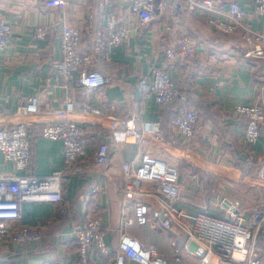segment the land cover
Listing matches in <instances>:
<instances>
[{
	"label": "crops",
	"instance_id": "obj_1",
	"mask_svg": "<svg viewBox=\"0 0 264 264\" xmlns=\"http://www.w3.org/2000/svg\"><path fill=\"white\" fill-rule=\"evenodd\" d=\"M46 0H0V19L11 27V37L0 52V111L12 114L22 100L40 96L41 112L63 109L65 91L56 74L54 62L60 59V29L63 23L84 30L86 18L97 7L100 0H66L63 10L46 8ZM131 0H105V12L115 13L127 19V8ZM245 13V21L253 30L261 32L263 22L254 13L252 0H239ZM210 14L184 10L181 25L167 30V14L154 22L147 36L138 40L134 34L121 46L108 47L106 55L114 81L103 89L106 98L97 94L81 96L73 91V98L86 100L100 109L105 116L114 118L136 117L143 121L159 120L163 132L174 137L177 145L167 140L147 138L139 144H122L111 155L107 168L92 164L83 171L77 163L68 171V180L63 187V197L73 211L69 222L60 216L57 208L49 203L26 202L21 207L22 225L40 227L44 237L40 242L17 245L5 238L0 243V264H70L75 258L74 225L86 215L101 218L106 229L105 242L116 249L121 227L122 165L135 160L139 165L140 155L147 149L155 156L175 166L179 171L178 196L175 205L187 213L207 209L220 216L214 203L221 198L237 200L246 215L264 193V185L257 182L254 170L246 165L247 152L264 154V129L255 144L245 141V118L236 116L238 105H252L257 100L259 76L256 61L244 62L240 57L236 36H227L213 30L206 18ZM49 26L50 33L44 40L33 36L34 27ZM130 24L137 28L134 21ZM180 34L190 36L196 43V51L184 62L173 64L169 75L176 88L188 96V105L198 113L195 139L184 141L181 135L169 128L171 113L158 108L153 99L144 100L136 85L139 76L147 75L151 65H158L161 57L157 53L158 39L166 36L172 43ZM264 99V92H263ZM38 122V118L32 119ZM43 122L29 126L31 160L27 173L40 177L62 169L63 155L60 141L41 136ZM93 146L109 142L108 130L100 125L86 126ZM174 152H178L176 155ZM174 159L178 161H174ZM175 162V163H174ZM182 162V163H181ZM0 171L16 174L10 163L0 155ZM21 174V172L17 173ZM97 187L93 195L91 188ZM141 201L157 207L153 197H142ZM132 209L129 217H132ZM125 233L144 246L153 245L172 260L171 231H162L150 226L131 225ZM185 234L179 232L178 242ZM259 256L264 264V228L257 234ZM107 258L93 255L89 264H110ZM125 264H135L126 261ZM182 264H199V259L188 257Z\"/></svg>",
	"mask_w": 264,
	"mask_h": 264
},
{
	"label": "built area",
	"instance_id": "obj_2",
	"mask_svg": "<svg viewBox=\"0 0 264 264\" xmlns=\"http://www.w3.org/2000/svg\"><path fill=\"white\" fill-rule=\"evenodd\" d=\"M254 13L263 22L261 32L253 30L245 21V13L239 0H131L127 8V19H120L115 13L105 12V0L89 14L84 30L66 23L60 29V59L54 62L56 74L65 91L63 109L41 112V97L25 98L16 110L9 114L0 111V155L4 162L13 166L16 174L0 171V243L5 238L23 246L29 242H40L45 233L43 228L22 225L21 207L26 202L49 203L57 208L60 216L69 222L73 211L63 197V187L68 180V171L77 163L83 171L91 164L107 168L111 155L122 144H139L147 138L167 140L177 145L174 137L163 132L159 120L143 121L136 117L114 118L105 116L100 109L86 100L73 98V91L81 96L97 94L106 98L103 89L114 81L109 60L108 47L126 44L135 30V38L147 36L152 24L167 14L166 29L179 27L184 10L208 13L207 24L216 32L236 36L240 57L244 62L256 61L259 76L257 100L248 106L234 108L236 116L245 118V141L248 146L255 144L264 129V0H252ZM46 8L63 10L66 0H46ZM134 21L137 28L130 24ZM50 33L47 25L34 27L33 36L44 40ZM11 37V27L0 19V52ZM196 51L195 41L186 34H180L171 43L166 36L158 39L157 53L161 57L158 65H151L147 75L136 79L137 88L144 100L153 99L158 108L168 111L174 101L185 103L169 120V128L191 143L195 139L198 113L189 108L187 96L181 93L169 75L175 63L191 58ZM43 122L41 136L62 144L63 167L48 176H33L26 171L30 167L31 138L29 126ZM100 125L108 130L109 142L93 146L86 126ZM139 165L135 160L122 165L121 227L116 249L105 242L106 229L98 215H86L74 225L75 258L70 264H89L97 255L107 258L110 264H182L188 257L199 259V264H262L257 245V234L264 228V193L257 203L249 208L246 215L237 200L218 199L214 209L220 216L207 209L187 213L175 205L178 196V169L161 160L148 149L140 155ZM246 165L254 170L257 179L264 180V154L247 152ZM21 172V174H17ZM95 195L98 188H91ZM142 197H153L157 207L141 201ZM132 209V217L129 210ZM150 226L162 231H171V257L158 251L153 245L144 246L125 233L131 225ZM179 232L185 234L184 241L178 242ZM193 243L195 249H190ZM215 258V263L213 262Z\"/></svg>",
	"mask_w": 264,
	"mask_h": 264
},
{
	"label": "trees",
	"instance_id": "obj_3",
	"mask_svg": "<svg viewBox=\"0 0 264 264\" xmlns=\"http://www.w3.org/2000/svg\"><path fill=\"white\" fill-rule=\"evenodd\" d=\"M187 96V95H186ZM187 101H188V96H187ZM185 103L183 102H180L178 100L174 101V103L171 105L170 109L168 111H165V112H168V113H171V117L174 116L176 114V112L180 109V108H183L185 107ZM189 107V105H187ZM190 108V107H189Z\"/></svg>",
	"mask_w": 264,
	"mask_h": 264
},
{
	"label": "rangeland",
	"instance_id": "obj_4",
	"mask_svg": "<svg viewBox=\"0 0 264 264\" xmlns=\"http://www.w3.org/2000/svg\"><path fill=\"white\" fill-rule=\"evenodd\" d=\"M178 155H179V154H178ZM174 161H178V160L174 159ZM174 163H175V162H174ZM181 163H182V162H181ZM257 182L260 183V184H262V185H264V180L258 179ZM213 259H214L213 262L215 263V262H216V261H215V258H213Z\"/></svg>",
	"mask_w": 264,
	"mask_h": 264
},
{
	"label": "water",
	"instance_id": "obj_5",
	"mask_svg": "<svg viewBox=\"0 0 264 264\" xmlns=\"http://www.w3.org/2000/svg\"><path fill=\"white\" fill-rule=\"evenodd\" d=\"M189 247H190V249H195V245L193 244V243H190V245H189Z\"/></svg>",
	"mask_w": 264,
	"mask_h": 264
},
{
	"label": "bare ground",
	"instance_id": "obj_6",
	"mask_svg": "<svg viewBox=\"0 0 264 264\" xmlns=\"http://www.w3.org/2000/svg\"><path fill=\"white\" fill-rule=\"evenodd\" d=\"M176 155H178V152H174Z\"/></svg>",
	"mask_w": 264,
	"mask_h": 264
}]
</instances>
